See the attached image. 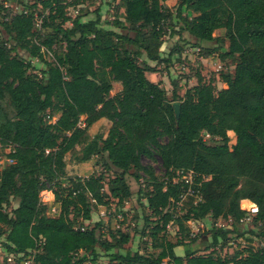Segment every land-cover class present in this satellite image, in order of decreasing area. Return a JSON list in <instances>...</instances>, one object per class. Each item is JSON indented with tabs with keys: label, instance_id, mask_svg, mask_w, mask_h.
I'll use <instances>...</instances> for the list:
<instances>
[{
	"label": "trees",
	"instance_id": "trees-1",
	"mask_svg": "<svg viewBox=\"0 0 264 264\" xmlns=\"http://www.w3.org/2000/svg\"><path fill=\"white\" fill-rule=\"evenodd\" d=\"M17 1L0 0V150H7L0 164V247L13 255L3 262L20 264L35 250L31 264H97L102 249L107 264H264V245L224 257L199 252L187 225L208 215L228 220L234 212L233 229L213 232L210 246H216L237 229L246 214L239 203L248 199L257 206L253 219L262 224L264 241V0H180L178 33L193 37L197 52L203 42L213 43L201 56L216 52L234 64L219 74L226 85L220 89L197 74L196 84L178 95L172 80L171 99L146 75L155 70L150 61L168 63L178 52L161 56L172 18L165 0H117L123 19L111 25L120 31L100 25L99 9L93 19H71L68 9L78 0H33L16 11ZM220 29L224 34L214 35ZM54 44L61 49L47 60L43 48ZM115 80L122 90L111 95ZM100 119L109 122L107 133L92 134ZM230 131L236 133L231 146ZM153 153L164 181L142 164L141 157ZM66 154L68 163L97 157L117 173L106 183L103 173L68 176ZM131 169L147 176L151 216L140 232L155 252L121 251L128 232L109 230V239H100L102 221L89 223L93 205L122 206L131 195L127 176L140 179ZM178 170L192 171L189 186L175 179ZM43 190L53 194L57 213L49 215L52 206L40 203ZM10 196L17 204L8 214L3 208ZM169 224L180 234L174 241Z\"/></svg>",
	"mask_w": 264,
	"mask_h": 264
},
{
	"label": "rangeland",
	"instance_id": "rangeland-1",
	"mask_svg": "<svg viewBox=\"0 0 264 264\" xmlns=\"http://www.w3.org/2000/svg\"><path fill=\"white\" fill-rule=\"evenodd\" d=\"M33 0H22V2H13L12 6L16 11H20L21 7L32 3ZM180 0H165L164 4L170 8L172 12V18L168 23L166 28V34L163 37V44L161 46V56L168 57L170 51L174 52L171 55L170 62H160L155 64L150 61L151 67L155 68L154 71H149L146 75L147 77L164 87L167 93L168 99H171L173 86L171 81L174 80L178 84L177 94L181 95L186 88L196 84L197 74L200 75L202 81L212 82L216 89L225 87L226 85L219 80V74L231 71L233 69L234 61L228 58H221L218 53L214 52L209 56H201L206 52V48L213 47V43L203 42L201 51L197 52V49L193 48L194 39L187 32L181 31L178 33L177 27H179V19L175 17V12ZM100 10L101 21L100 25L108 28L112 27L118 31L120 28H115L111 23L115 19H123V8L117 0H78V3L72 5L68 9V15L74 18L77 14H81L82 20H89L96 17V10ZM65 25H71V21H68ZM44 29L43 32H45ZM1 33L4 34L3 31ZM178 33V34H177ZM43 34V33H42ZM40 36L44 39V35ZM224 34V30L220 29L214 32V35ZM41 38V39H42ZM61 49L59 44H54L52 49L46 50L43 48L44 57L47 60H53L55 53L54 51H59ZM202 53V54H201ZM201 54V55H200ZM184 59L182 60V58ZM142 58L139 59L141 62ZM36 68L41 67V63L37 59L32 58ZM184 65V68L181 67ZM122 90L121 80H115L112 82V89L110 94L113 95ZM175 103V102H174ZM47 123H54L56 118L46 117ZM109 127V122L106 119H100L95 122L90 128L92 134H102L107 133ZM230 136L229 145L231 146L236 141V133L228 132ZM206 142H211L209 136L203 135ZM7 151V150H5ZM5 151L0 150V164L6 163ZM69 155H65L66 160V175L76 176L80 175L82 177L89 175L91 173H103L106 183L109 178L117 173L116 170H105L104 164L98 160L97 157H91L86 163H68ZM142 164L144 166L150 167L157 177V180L164 181V170L161 166L160 159L157 154L153 153L151 156H142ZM130 172L137 173L140 176L139 180H134L131 176H127V180L131 187V195L126 198V201L122 206H118L115 202L109 204L108 206H97L93 205L91 210V220L90 225L96 221H102L104 228L99 235L100 239H109L108 231H116L120 229L123 232H128L130 237L127 243L122 245L121 251L130 249L131 251H141L144 253H149L151 251H156L151 248L150 241L147 237L141 235V229L147 230V225H144V219L151 216V212L146 205L144 195L149 191V186L147 182V176L143 171H135L133 169ZM65 184V183H64ZM40 203L52 206L54 210L48 211L49 215L52 213H57L58 204L54 203V196L50 191L43 190L40 192ZM94 203V202H92ZM17 200L10 196L8 202L4 206L3 210L10 214V209L15 207ZM253 203L249 200L240 201V209H245L246 211L250 208ZM173 206V205H172ZM52 212V213H51ZM234 219V212H229L228 220H223L221 218L213 220L211 216H206L203 219L192 220L187 222V225L192 234L190 237L195 236V248L203 254L214 253V255H220L221 257L230 256L236 252H240L246 249L248 246L258 247L264 245V241L258 236L259 231H262V224L254 221L253 216L243 220H239L237 223V229L233 232L227 234V239H220V243L216 246H210L212 243V234L216 227H225L227 229H233L231 222ZM168 237L174 241L179 237V233L176 234V227L174 224H169L167 227ZM231 231V230H230ZM100 233V231H99ZM250 244V245H249ZM3 249L0 247V264H5ZM175 252L183 254L184 248L181 246L175 248ZM108 258L105 256V252L101 249V255L98 258L97 264H107ZM88 264V263H87ZM116 264V263H113Z\"/></svg>",
	"mask_w": 264,
	"mask_h": 264
},
{
	"label": "built area",
	"instance_id": "built-area-1",
	"mask_svg": "<svg viewBox=\"0 0 264 264\" xmlns=\"http://www.w3.org/2000/svg\"><path fill=\"white\" fill-rule=\"evenodd\" d=\"M2 3H3V5L5 7L10 6V3L6 2V1H4ZM25 12H26V10H24V13ZM33 18H34L33 21H34L35 27L39 28L40 27V23H41V18L37 17L36 14L33 16ZM53 118L55 119L56 117H53ZM206 135L208 136V134H206ZM45 152L48 153L49 149H46ZM175 179H178L179 181H182V182L186 183L189 186V184H191V182H192V171L185 172L183 170H178V171H176ZM52 209L54 210L53 207H51V210ZM243 210H245V209H243ZM257 210H258L257 206L253 203L247 211L245 210L246 214L240 219V221L243 220V219H246V218L248 219V218L252 217L257 212ZM34 251L35 250H32V252L29 255H26L22 259L20 264H31ZM4 256L6 257L7 261H9V262L13 261V255H11V254L7 255L5 253Z\"/></svg>",
	"mask_w": 264,
	"mask_h": 264
},
{
	"label": "water",
	"instance_id": "water-1",
	"mask_svg": "<svg viewBox=\"0 0 264 264\" xmlns=\"http://www.w3.org/2000/svg\"><path fill=\"white\" fill-rule=\"evenodd\" d=\"M173 109H174V114L176 117L179 115V104L177 102L173 103Z\"/></svg>",
	"mask_w": 264,
	"mask_h": 264
},
{
	"label": "crops",
	"instance_id": "crops-1",
	"mask_svg": "<svg viewBox=\"0 0 264 264\" xmlns=\"http://www.w3.org/2000/svg\"><path fill=\"white\" fill-rule=\"evenodd\" d=\"M83 163H86V162H83ZM248 199H242L241 201H247ZM179 247V246H178ZM182 248H184L183 246H181ZM177 248V247H176ZM177 254H179V253H177ZM179 255H181V254H179Z\"/></svg>",
	"mask_w": 264,
	"mask_h": 264
}]
</instances>
